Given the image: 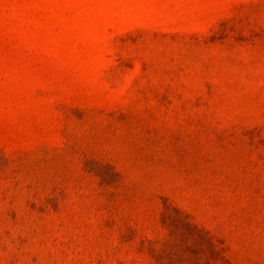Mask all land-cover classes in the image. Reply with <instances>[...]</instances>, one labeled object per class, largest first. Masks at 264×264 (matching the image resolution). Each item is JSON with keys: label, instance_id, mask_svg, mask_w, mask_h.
Listing matches in <instances>:
<instances>
[{"label": "rangeland", "instance_id": "374dc122", "mask_svg": "<svg viewBox=\"0 0 264 264\" xmlns=\"http://www.w3.org/2000/svg\"><path fill=\"white\" fill-rule=\"evenodd\" d=\"M0 264H264V0H0Z\"/></svg>", "mask_w": 264, "mask_h": 264}]
</instances>
